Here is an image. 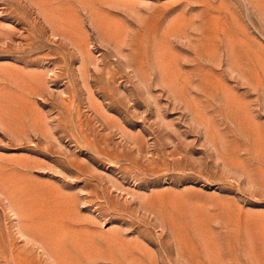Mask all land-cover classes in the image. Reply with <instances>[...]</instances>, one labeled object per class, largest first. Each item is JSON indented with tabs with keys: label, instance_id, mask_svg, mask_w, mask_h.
Returning a JSON list of instances; mask_svg holds the SVG:
<instances>
[{
	"label": "rangeland",
	"instance_id": "374dc122",
	"mask_svg": "<svg viewBox=\"0 0 264 264\" xmlns=\"http://www.w3.org/2000/svg\"><path fill=\"white\" fill-rule=\"evenodd\" d=\"M0 264H264V0H0Z\"/></svg>",
	"mask_w": 264,
	"mask_h": 264
}]
</instances>
